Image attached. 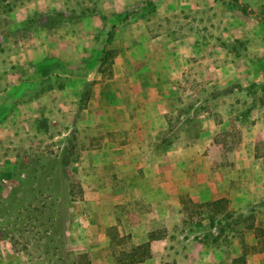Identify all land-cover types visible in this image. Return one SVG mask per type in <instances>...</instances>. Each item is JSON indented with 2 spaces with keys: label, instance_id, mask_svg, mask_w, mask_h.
<instances>
[{
  "label": "crops",
  "instance_id": "obj_1",
  "mask_svg": "<svg viewBox=\"0 0 264 264\" xmlns=\"http://www.w3.org/2000/svg\"><path fill=\"white\" fill-rule=\"evenodd\" d=\"M153 1L24 0L10 13L29 33L10 43L16 54L0 67V84L16 90L28 79L40 82L42 95L21 105L33 107L43 96L40 106L53 113L79 112L78 206L103 241L113 240V229L126 233L132 247L150 242L149 255L133 264H264L258 220L230 234L224 220L252 207L264 223V208L255 207L264 200V153L257 142L264 138V104L240 126L246 143L230 152L217 133L232 122L200 106L201 97L181 109L179 93L181 83L197 80L188 72L195 63L220 82L219 71L234 65L217 54L221 48L245 51L236 73L231 68L233 75L222 82L264 83V26L258 20L238 24L231 11L219 15L220 0H160L162 9L187 10L181 19L188 26L175 28L171 15L162 20L141 7ZM244 3L258 12L264 0ZM201 14L210 21L207 29L191 21ZM110 49L116 50L112 56ZM174 113L192 118L191 129L199 130L192 142L169 139ZM189 203L209 206L212 215L194 221Z\"/></svg>",
  "mask_w": 264,
  "mask_h": 264
},
{
  "label": "rangeland",
  "instance_id": "obj_2",
  "mask_svg": "<svg viewBox=\"0 0 264 264\" xmlns=\"http://www.w3.org/2000/svg\"><path fill=\"white\" fill-rule=\"evenodd\" d=\"M23 4L24 0H0L1 71L16 54L9 49L10 43L29 33L28 25L17 23V18L10 13ZM162 4L164 2L154 0L153 4H141V7L145 12L152 9L156 18L162 20L171 15L175 28L188 26L181 19V14L187 10L183 9L181 13L178 9L176 12L162 9L159 6ZM220 4L219 15L231 11L238 24L250 20L254 25L258 20L264 26V18L254 15L252 18L246 17L237 0H220ZM187 9L191 11L190 7ZM261 9L259 7L258 12ZM200 17L201 20L191 18V21L207 29L209 19H203L204 14ZM223 27L218 25L219 29ZM115 52L110 49L108 55L112 56ZM244 53L240 49H219L217 54L221 57L228 55L227 58L234 64L229 69L219 71L220 82L215 84L211 81L201 69V63H195L188 72L193 78L197 75V80L181 83L179 89L181 109L201 97L203 102L200 106L216 111L217 119L222 121L228 118L232 122L231 129L217 133V140L223 141L224 148L230 152L237 151L246 143L240 126L251 123L253 120L249 113L252 108L264 104V83L242 86L237 80L222 82L233 75L235 67L243 63ZM81 69L77 67V72L83 73ZM28 80L16 90L9 84L5 85L3 80L0 84V264H116L121 252L132 247L129 236L112 229L109 231L113 234V240L103 241L99 233L92 234L78 206L83 197L81 183L74 175L80 153L76 128L79 112L59 109L53 113L49 106H40L45 102L43 96L42 101L39 100L33 107L21 105L27 98L33 99L43 93L39 87L42 83L33 85ZM56 85L61 84L57 82ZM228 92H234V95L225 98ZM179 116L178 113L171 116L173 129L169 139L183 136L186 143L192 142L198 137L199 130L191 129L192 118L185 116L181 119ZM67 129H70V133ZM261 139L257 141L259 153H264V138ZM256 206V210L264 208V200L256 203ZM189 208L194 214V221L200 222L204 212L212 215L209 206L189 203ZM257 215L252 207L229 212L224 217L227 234L241 232L239 224L242 222L255 225L258 220V233L264 236V223ZM74 222L77 225H73ZM178 248L176 245L175 249Z\"/></svg>",
  "mask_w": 264,
  "mask_h": 264
},
{
  "label": "trees",
  "instance_id": "obj_3",
  "mask_svg": "<svg viewBox=\"0 0 264 264\" xmlns=\"http://www.w3.org/2000/svg\"><path fill=\"white\" fill-rule=\"evenodd\" d=\"M237 2L240 3L241 8L245 13L260 14L261 16H264V5L262 6L261 12H256L250 9L247 3L240 2V0H237ZM149 250V241L139 244L137 246H133L130 249H125L121 252V255L117 257L116 264H133L137 261H142L149 255Z\"/></svg>",
  "mask_w": 264,
  "mask_h": 264
}]
</instances>
